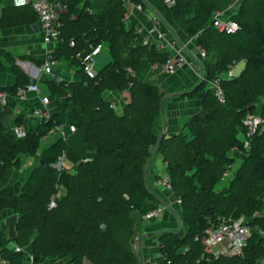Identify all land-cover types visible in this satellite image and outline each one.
I'll return each instance as SVG.
<instances>
[{"label": "trees", "instance_id": "trees-1", "mask_svg": "<svg viewBox=\"0 0 264 264\" xmlns=\"http://www.w3.org/2000/svg\"><path fill=\"white\" fill-rule=\"evenodd\" d=\"M65 1L69 9L62 16V40L53 55L59 64H67L73 78L47 77L60 110L51 113L36 130L30 129L25 138L16 137L0 118V179L7 170L21 167V155L38 153L45 137L60 125L68 127L72 123L83 129L86 155L81 157L66 136L47 141L41 151L43 163L33 170L18 197L13 240L22 251L8 250L12 239L5 225L0 224L2 258L9 264H22L24 249L31 245L34 255L58 256L61 252L71 255L74 264H142L135 240L144 231L143 216L161 207L160 196L148 187L145 178L148 159L155 150L166 162L173 189L177 188L181 199L174 212L183 226L159 232L166 263L262 264L264 180L256 177L258 172L264 174V130L260 128L248 136L245 120L249 113L264 117V0H244L233 15L240 20L235 19L240 28L231 33L217 30L210 16L213 13L214 18L215 12L224 11L234 0H176L179 12L172 15L173 21L190 37H197L196 43L206 50V58L203 80L182 95L192 98L203 92L202 109L172 135L161 134V67L170 52L144 45L143 36L127 27L122 21L126 12L122 0ZM135 1L148 6L145 0ZM37 22L38 14L31 6L7 5L1 9L2 28ZM99 43L108 46L111 60L91 79L80 67L79 54ZM232 48H237L238 54H233ZM242 56L245 67L239 75L220 76L224 66ZM3 57L11 64L17 81L0 85V90L15 92L32 81L0 47V61ZM143 60L156 66L150 69V78L139 80L135 74ZM42 62L38 60L37 64ZM215 80L221 85L225 102L216 94ZM110 91L128 92L124 113L111 107L107 99ZM22 119L20 116L16 122ZM63 151L73 164L59 170L55 164ZM234 151L243 162L229 187L217 189L237 161ZM74 169L77 173L71 174ZM87 175L90 183L83 181ZM61 187L64 192L56 198L57 206L49 209L50 195ZM244 213L253 233L243 256L215 257L196 240L210 227L231 222ZM113 218L132 223V239L118 247L105 245L99 249L98 236L112 238L109 230L99 227ZM99 250L101 259L97 260Z\"/></svg>", "mask_w": 264, "mask_h": 264}, {"label": "crops", "instance_id": "crops-1", "mask_svg": "<svg viewBox=\"0 0 264 264\" xmlns=\"http://www.w3.org/2000/svg\"><path fill=\"white\" fill-rule=\"evenodd\" d=\"M145 1L148 3L146 12L152 14L157 12L164 17L166 23L170 26L175 39H177V43L180 44L184 51L185 62L179 66L175 73L163 75L160 81L161 86L164 89L162 96L167 99L172 97L169 99L170 104L164 103L166 99H164V101L162 100L165 110L163 109L164 124L161 134L172 135L182 130L183 123L187 117L199 113L202 109L201 99L204 94L203 92L198 93L196 97H187L186 99H179L178 94L181 93L183 95V92L194 88L196 84L201 81L203 70L200 62L195 58L196 41L180 29L173 21L172 16L169 14V10L172 8H168L164 5L162 0ZM241 1L242 0H237L236 2L231 3L230 7L233 8V12H237L240 9L242 4ZM7 5H13L12 0H0V13L2 7ZM134 14L135 16L142 17L137 11H134ZM34 25L37 26L35 27ZM34 25L23 24L6 28L0 27V47L9 52L10 56L14 59L15 64L19 65L22 68V71L26 73L32 81H36L38 82V85H40V82L46 83L47 79V75L41 70L45 61V53L49 48H54V45H47L44 43L38 22ZM38 60L43 61L41 65L37 64ZM151 68L152 65L149 60H143L141 62L140 70L137 71L135 76L139 80H144ZM56 72L62 79H69L68 77L73 75L71 71H68L66 67L61 64L56 66ZM16 81L17 76L12 71L11 64H9L7 59L3 57L0 61V85H13ZM42 93L43 92H41L40 89L39 94L31 93L26 99H19L12 95L8 98L7 103L4 104L0 102V118L5 126L12 129L13 126L18 124L16 122L17 118L23 116L24 119L28 117V113L34 107H41L39 98L42 96ZM121 93L124 96L128 95L127 91ZM114 94H116V92H114ZM44 95L46 96V94ZM109 96L112 97L111 92L109 93ZM47 97L50 99L49 111L51 113L58 112L60 110L59 103L51 91ZM27 120L29 129L36 130L38 126L42 124L33 119L27 118ZM64 134L69 145L72 146L81 157H84L86 155V144L84 141L83 129L77 128L76 131L73 132L70 131L68 127H65ZM60 136L61 134L55 129L45 137L44 143L47 144V141L51 143ZM42 148L43 147H41L39 152L35 155H21V167L7 170L0 179V224L5 225L7 236L12 239L7 245L8 250H11L16 246V242L13 238L16 236L19 216L16 212V207L19 204L18 197L24 192L25 183L29 179L33 170L42 164ZM154 152L156 156L149 171L152 173L153 170L155 175L162 177V174H157L155 169L157 162L156 159L160 158L162 160V158L157 151L154 150ZM72 164L73 163L70 162V165ZM70 165L68 167H70ZM164 175L166 174L164 173ZM156 183L157 182H155V184ZM156 185L155 192L158 193L161 198V207L163 208V211L160 213V218L146 221L144 223V231L137 237L140 262L142 264H167L161 252L159 232L163 230L176 231L183 226L180 216L172 210V207H169V205H175V202H173L174 196L169 192L167 193L163 187ZM24 251L26 254L22 264H74L71 255L38 256L33 254L31 245H28ZM2 260L6 259L2 258V247L0 246V264H2ZM84 264H90V262L85 261Z\"/></svg>", "mask_w": 264, "mask_h": 264}, {"label": "built area", "instance_id": "built-area-1", "mask_svg": "<svg viewBox=\"0 0 264 264\" xmlns=\"http://www.w3.org/2000/svg\"><path fill=\"white\" fill-rule=\"evenodd\" d=\"M126 8V12L122 18L128 28H134L136 33L143 36V44L152 46L155 45L160 50H168L170 55L166 62L161 67V74L170 75L177 71L180 65L185 62V56L183 48L177 43L174 34L171 31L170 26L166 23L164 17L160 13H148L144 4L141 2H136L135 0H122ZM163 4L167 7L176 6V0H162ZM14 6H31L38 14V24L42 32L43 42L47 45H54V48H49L46 51L45 61L41 67L42 72H44L47 77L55 78L61 80L62 78L58 76L56 72V66L59 64L58 60L54 57L53 51L58 48L62 37H61V27L63 25L62 16L64 13L68 12V3L65 0H12ZM134 11H137L142 15L135 16ZM214 26L217 30L221 32H235L240 28V24L230 17H225L224 11H217L214 14ZM196 36L192 37L196 41ZM74 45V41L71 42ZM103 43H99L95 46H91L89 50L79 54V59L81 62L80 67L83 69L87 77L94 79L97 75L96 58L102 53ZM195 58L200 62L202 70L203 61L206 58V50L196 43ZM228 76H233L230 73ZM203 78V75H202ZM219 80V79H218ZM218 80H215L213 86L216 89V94L221 102H225V96L221 89V85ZM40 89L38 87V82L31 81L26 85L19 86L15 92H9L6 90H0V102L7 103L8 98L12 95L18 97L19 99H26L31 93L39 94ZM116 92V94H114ZM124 92V91H123ZM112 97L107 96V99L111 102V107L115 110L122 106L126 107L127 97L121 92L112 91ZM121 93V94H120ZM41 107H34L28 113V117L22 119L21 123L16 124L12 127L13 133L18 138H25L29 132L28 120L33 119L39 121L40 123H45L51 117V112L49 111L50 99L47 96H41L39 98ZM247 124V135H254L260 128L264 130V117L256 114L249 113L245 120ZM66 125H60L56 128L57 132L61 136H65L64 129ZM70 131H76V125L70 123L68 124ZM47 137V136H46ZM249 141H246L248 145ZM68 159L66 152L63 151L59 156L55 166L59 169L65 168L63 163ZM232 171H229L224 175L223 181H226ZM157 185L163 187L166 191L171 193L172 183L169 175H163L158 181ZM181 203V200L175 202V204ZM57 205L55 200L50 201L49 207L53 208ZM163 211L162 207L152 210L143 216L144 221H150L155 219V216ZM259 229V227H256ZM261 232V231H260ZM253 230L251 226L245 223L242 218L238 220H233L231 222H221L219 225L212 226L204 232L203 236L196 237V240H200L205 251L215 257L225 256V257H241L244 255V249L248 243L249 238L252 236ZM264 235V232H261ZM17 251H22L19 246H15ZM168 264L171 261L167 262ZM264 263V260L262 264ZM2 264H8L6 260H2Z\"/></svg>", "mask_w": 264, "mask_h": 264}, {"label": "rangeland", "instance_id": "rangeland-1", "mask_svg": "<svg viewBox=\"0 0 264 264\" xmlns=\"http://www.w3.org/2000/svg\"><path fill=\"white\" fill-rule=\"evenodd\" d=\"M237 0H234L233 2H236ZM243 1L244 0H242L241 2L243 3ZM233 8L232 7H226L225 8V10H224V15H225V17H230L231 19H233L234 18V20L235 19H237L238 17H235V16H233L235 13H237V12H233L234 10H232ZM258 11V10H257ZM175 12H179V7H178V5L177 6H173L172 7V9L171 10H169V14L172 16ZM216 13V12H215ZM214 13V14H215ZM173 17V16H172ZM211 19H213V21H214V18H213V13L211 14V16H210V20ZM239 22H240V20L239 19H237ZM176 23V25L180 28V29H182V27L181 26H179L178 24H177V22H175ZM250 23H247V26H248V28H250ZM183 30V29H182ZM184 31V30H183ZM228 49H229V45H228V48L226 49V50H224V53H226V52H228ZM233 49V50H232ZM230 51L233 53V54H235V53H237L239 50L237 49V48H232ZM238 50V51H237ZM238 54V53H237ZM111 60V55H110V52H109V49H108V46L106 45V44H104L103 45V50H102V53L96 58V67H95V70L97 71V72H99L109 61ZM245 58H244V56H242L240 59H236V60H233V61H231L229 64H228V66L226 67V66H224L225 68L224 69H222L221 71V74H220V76H224V75H226V76H228L230 73H233V75L234 76H237V75H239L240 74V72L242 71V69L245 67ZM61 65H63V66H67V64H61ZM152 65V64H151ZM21 70H22V68L19 66V65H17ZM155 66L156 65H152V67H153V69L155 68ZM140 70V69H139ZM159 74V73H158ZM158 74L155 76V77H158ZM69 79H71V78H73V75H70L69 77H68ZM146 78H150L149 77V75H147V77ZM62 80V79H61ZM201 80H203L202 78H201ZM40 85H38V87L41 89V92H43L42 93V96H45L44 94H46V96H49V93H50V90H49V87H48V85H47V83H45V82H40L39 83ZM197 85V84H196ZM161 90H162V93H161V97H162V100L164 101V99H166L165 100V102L164 103H168V104H170V102H169V99H171V98H169V99H167V98H164L163 96H162V94L164 93V89H163V87H161ZM45 92V93H44ZM110 92H112V91H110ZM186 92V91H185ZM185 92H183V94L185 93ZM167 94V93H166ZM178 98L180 99H186L187 97H183L182 96V94L180 93V94H178ZM163 101H162V105H161V110H162V112H163V109L165 110V106H164V104H163ZM174 105V104H173ZM125 109H126V107L125 108H123L122 106H119L116 110H117V112L118 113H123L124 111H125ZM191 117V116H190ZM187 119H189V117H187L186 118V120ZM185 120V121H186ZM185 121H184V123H185ZM183 123V124H184ZM184 131L186 130L185 128L183 129ZM159 134V133H158ZM189 136H190V133L188 134ZM53 136H54V134H53ZM51 139H53V138H51ZM45 142V140H43L42 141V145H41V147H43L44 146V143ZM51 142V141H50ZM239 154L236 152V151H234L233 152V156H237V161H236V163H235V165L233 166V169H232V174L229 176V178L226 180V181H221V183H219V184H217V189H226L227 187H229V184H230V182L232 181V179H233V176H234V172L236 171V169H237V167H239L241 164H242V162H243V159L240 157V156H238ZM155 152H153V155H152V157L150 158V159H148V165H149V167H148V165H147V169H146V171H145V178H146V183H147V185H148V187L150 188V189H152L154 192L156 191V188H155V185L157 184H155V182H157L161 177L160 176H157V175H155L154 174V171L152 170V173H150V171H149V168H150V166L152 167V164H153V162H154V159H155ZM161 157V156H160ZM163 160V159H162ZM162 160L160 159V158H158V159H156V172H157V174H162V177H163V175H164V173L167 175V171H166V162H162ZM109 161V160H108ZM107 161V162H108ZM70 160L69 159H66L65 161H64V163H63V165H64V167L65 168H67L69 165H70ZM164 164V165H163ZM114 164H112V165H108V166H113ZM71 166V165H70ZM56 168H58V166H55ZM59 169V168H58ZM60 170V169H59ZM75 174V173H77V171L74 169L73 171H71V174ZM89 176L90 175H87L86 177L84 176V178H83V181L84 182H86V183H90V181H89ZM258 177H261V179L262 180H264V174L263 173H257V177L256 178H258ZM157 186V185H156ZM172 188H173V186H172ZM171 191V195H173L174 196V200H173V202H176V201H178V200H181L180 198H179V196L177 195L178 194V192H177V188H175V189H171L170 190ZM64 192V189H63V187H61V188H59L55 193H53V194H51L50 196H51V201L52 200H55L56 202H57V200H56V198L58 199L59 197H61V195H62V193ZM167 202V201H166ZM168 203V202H167ZM58 204V203H57ZM178 204L179 203H177L176 205H169V207H172V210L173 211H176L177 209H178ZM57 206V205H56ZM55 206V207H56ZM174 206H176L175 207V210L173 209L174 208ZM55 207H53V208H55ZM53 208H50L49 207V209H53ZM177 208V209H176ZM162 212V211H161ZM160 212V213H161ZM160 213H159V215H157V216H155V219H157V218H160L159 216H160ZM245 215H247V213H244V214H241V216L239 217V218H237V219H235V220H238V219H244L245 220ZM152 220H154V219H152ZM110 222H107V223H102L101 225H100V227H99V229H105V230H109V232H110V234L112 235V238H109V237H107V238H103V237H101V236H98V238L97 239H100V240H98V242H99V245H98V247L97 248H99V249H102L105 245H116V247H118V245H119V243H126L127 242V240H130V239H132L131 238V235H130V230H131V222H129V221H125V220H122L121 218H113V219H110L109 220ZM261 232H264V229L261 231ZM263 234V233H262ZM116 239H115V238ZM137 239V238H136ZM117 240H120V242H118ZM118 242V243H117ZM135 242H136V240H135ZM129 243V242H128ZM65 253V252H64ZM67 253H70V252H67ZM58 254H60V255H58V256H61V252L60 253H58ZM138 256V255H137ZM264 256V255H263ZM96 259L97 260H100L101 259V250H99V252L97 253V255H96ZM138 259L140 260V255L138 256ZM264 260V259H263ZM264 264V263H263Z\"/></svg>", "mask_w": 264, "mask_h": 264}, {"label": "water", "instance_id": "water-1", "mask_svg": "<svg viewBox=\"0 0 264 264\" xmlns=\"http://www.w3.org/2000/svg\"><path fill=\"white\" fill-rule=\"evenodd\" d=\"M35 27L37 26V25H34ZM42 162V161H41ZM43 163V162H42ZM135 247H136V252H137V254H138V256L140 255L139 254V250H138V239H136V242H135Z\"/></svg>", "mask_w": 264, "mask_h": 264}, {"label": "bare ground", "instance_id": "bare-ground-1", "mask_svg": "<svg viewBox=\"0 0 264 264\" xmlns=\"http://www.w3.org/2000/svg\"><path fill=\"white\" fill-rule=\"evenodd\" d=\"M15 7H24V6H15ZM157 13V12H156Z\"/></svg>", "mask_w": 264, "mask_h": 264}]
</instances>
